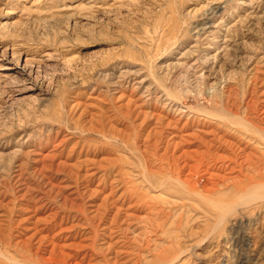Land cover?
<instances>
[{
  "label": "rangeland",
  "instance_id": "obj_1",
  "mask_svg": "<svg viewBox=\"0 0 264 264\" xmlns=\"http://www.w3.org/2000/svg\"><path fill=\"white\" fill-rule=\"evenodd\" d=\"M255 130L264 0H0V264H264Z\"/></svg>",
  "mask_w": 264,
  "mask_h": 264
},
{
  "label": "bare ground",
  "instance_id": "obj_2",
  "mask_svg": "<svg viewBox=\"0 0 264 264\" xmlns=\"http://www.w3.org/2000/svg\"><path fill=\"white\" fill-rule=\"evenodd\" d=\"M211 11V10H210ZM209 11V13H210V15H211V17L210 16H206V18H207V22L206 23H204L203 24V26L201 25V28L199 27V29H198V31H197V34L199 35V36H202L203 34H205V33H207V31H206V27H205V25H207L209 22H210V20L217 14V9H213L211 12ZM198 28V27H197ZM196 30V29H195ZM203 40V39H202ZM209 46H207V48H208ZM210 48V47H209ZM207 50V49H206ZM8 68L7 67H5V68H2L1 70H7ZM190 80V79H189ZM119 83V82H118ZM140 84V83H139ZM144 84V83H143ZM137 87V86H136ZM140 88H142V86H139ZM136 89V88H135ZM121 96V95H120ZM174 102V101H173ZM193 112V111H192ZM182 117V116H181ZM249 124H251V123H249ZM186 125V124H185ZM252 125H253V123H252ZM253 127H255L256 129H258L256 126H254L253 125ZM255 131H260V130H255ZM261 133H263L264 134V130H262V132L260 131L259 132V135L261 134ZM261 136V135H260ZM195 137V136H194ZM220 139V138H219ZM264 139V138H263ZM223 141H225V143H226V141L227 140H223ZM228 142V141H227ZM229 144V143H228ZM221 148H222V146H221ZM220 148V149H221ZM229 148V147H228ZM213 153V152H212ZM217 153V152H216ZM215 154V153H214ZM207 155H209V154H207ZM216 155V154H215ZM221 155V154H220ZM219 155V156H220ZM247 155V154H246ZM246 155H244L245 157L244 158H246ZM225 156V155H224ZM223 155H222V157H224ZM238 156V155H237ZM209 157V156H208ZM212 157V156H211ZM215 157H217V156H215ZM225 157H227V156H225ZM207 158V157H206ZM218 158V157H217ZM219 159H221L220 157H219ZM238 159V158H237ZM211 160V159H210ZM212 161V160H211ZM214 161V160H213ZM224 161V160H223ZM227 161V160H226ZM206 163V162H205ZM211 163V162H210ZM229 163V162H228ZM230 164V163H229ZM237 164H241V163H237ZM246 164L248 165V167L249 168H251V170H254L253 172H259L258 171V168H256V166H255V164H254V162H253V160L251 159V157L250 156H248L247 155V159H246ZM216 165V164H215ZM214 165V167H216ZM232 165V164H231ZM204 166V165H203ZM202 166V167H203ZM206 166V165H205ZM208 166V165H207ZM226 166V165H225ZM242 166V165H241ZM180 167V166H179ZM218 167V166H217ZM219 167H220V165H219ZM221 167H223V166H221ZM232 167V166H231ZM230 167V168H231ZM204 168V167H203ZM210 168H211V166H210ZM209 168V169H210ZM227 168V167H226ZM234 168V167H233ZM209 169H207V170H209ZM214 169V168H213ZM215 170H217V168L215 169ZM214 171V170H213ZM229 171H230V169H229ZM238 171V170H237ZM220 172V171H219ZM224 171H222V173H223ZM225 173V172H224ZM223 173V174H224ZM240 173V172H239ZM90 174H92V173H90ZM211 174H213L212 172H211ZM214 174H217V173H215L214 172ZM233 174V173H232ZM219 175H220V173H219ZM218 175V176H219ZM234 175H236V174H234ZM85 176H87V175H84V177ZM210 176V175H209ZM224 177V176H223ZM228 177V176H227ZM232 177H233V175H232ZM236 177V176H235ZM240 177V176H239ZM238 177V178H239ZM238 178H235V179H237V180H239ZM223 179V178H222ZM255 176L253 175V176H251V177H248L245 181H242V182H240V184L237 186L238 187V189H239V191H241V194H244V195H247V193H251V192H256V190H255V188H257V190H259V188H260V191L262 190V188L260 187V185L262 184H256L255 185ZM224 180V179H223ZM24 184V183H23ZM256 187H255V186ZM263 185V184H262ZM261 185V186H262ZM259 187V188H258ZM263 188H264V186H262ZM28 190V189H27ZM259 191V192H260ZM264 191V190H263ZM254 192V194L256 195H252V196H255V198H253L251 195V197H252V199H251V202H252V200H254V199H257V198H262V197H257V195L259 194V192L256 194ZM262 192V191H261ZM50 193V192H49ZM240 194V195H241ZM243 196V195H242ZM249 195H248V197H250ZM243 197H247V196H243ZM257 197V198H256ZM242 199V198H241ZM248 200V199H247ZM250 200V199H249ZM263 200V199H262ZM69 201V200H68ZM107 201V200H106ZM261 201V200H260ZM74 203V202H73ZM247 203L248 204H250L248 201H247ZM72 204V203H71ZM222 204V205H221ZM221 204H218V205H215V206H219L218 208H220V207H222L223 206V202L221 203ZM227 204V203H226ZM236 204H238V201H237V203ZM240 204V203H239ZM238 204V205H239ZM73 205V204H72ZM221 205V206H220ZM225 205V204H224ZM71 206V205H70ZM69 206V207H70ZM233 206V205H232ZM240 206V205H239ZM224 208H225V206H223ZM231 207V206H230ZM230 207H227V208H229L230 209ZM244 207H246V206H243L242 205V207L241 208H244ZM248 207V206H247ZM216 208V207H215ZM217 208V209H218ZM238 208V207H237ZM78 209H79V207H78ZM220 209H223V208H220ZM219 210V209H218ZM224 210H226V208L225 209H223V211ZM234 210H236V208L234 209ZM79 211V210H78ZM215 211H217V210H215ZM221 211V210H220ZM240 212H241V210H240ZM225 213H227V212H225ZM247 216H245V215H242V217L241 218H239V219H235L234 221V226L237 224V223H242L243 221H246L248 218H246ZM62 219H64V217H62ZM250 219V218H249ZM38 232V231H37ZM97 235V234H96ZM48 237V235H41V237H40V241H43V240H45L46 238ZM108 245V244H107ZM112 246V245H111ZM93 250V249H92ZM56 252V251H55ZM55 252L52 250V252H51V254H50V257L49 258H47L48 260H50V261H54V260H58L59 258L57 257V256H53L54 254H55ZM60 253V252H59ZM248 260V257H247V259H246V261ZM242 261V260H241ZM58 262H62L61 260L60 261H58ZM240 264H244V262L243 263H240Z\"/></svg>",
  "mask_w": 264,
  "mask_h": 264
}]
</instances>
